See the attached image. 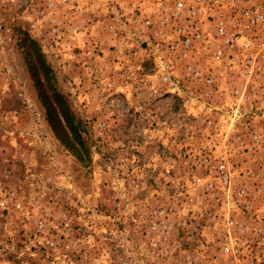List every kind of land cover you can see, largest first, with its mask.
I'll list each match as a JSON object with an SVG mask.
<instances>
[{
    "label": "rangeland",
    "instance_id": "1",
    "mask_svg": "<svg viewBox=\"0 0 264 264\" xmlns=\"http://www.w3.org/2000/svg\"><path fill=\"white\" fill-rule=\"evenodd\" d=\"M173 1L0 0V264H264L252 0Z\"/></svg>",
    "mask_w": 264,
    "mask_h": 264
},
{
    "label": "built area",
    "instance_id": "2",
    "mask_svg": "<svg viewBox=\"0 0 264 264\" xmlns=\"http://www.w3.org/2000/svg\"><path fill=\"white\" fill-rule=\"evenodd\" d=\"M157 1H168V0H157ZM172 1V0H170ZM201 1V0H198ZM174 11L172 16H175L182 9L184 4L181 0H174ZM190 13V11H189ZM188 13V14H189ZM243 18L246 21V25L243 30L236 29L227 31L226 24L219 20L216 25V30L213 35L214 45L217 47L216 54L220 56L224 52V48H230L235 45V42L240 40L241 45L251 51L249 62L251 65L248 68L249 73L254 69L260 68L261 65L257 63V57L264 55V0H252L251 5L243 11ZM194 24V21L190 18L186 26L180 27L179 31L183 33L184 45L188 47L193 38L201 36V32L197 29L191 32L189 26ZM194 72L197 73L196 70Z\"/></svg>",
    "mask_w": 264,
    "mask_h": 264
}]
</instances>
